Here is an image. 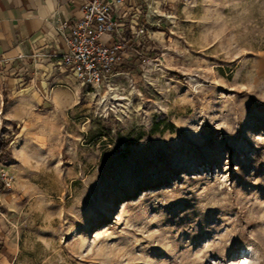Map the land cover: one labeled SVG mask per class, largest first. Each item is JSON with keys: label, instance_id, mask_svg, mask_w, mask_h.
<instances>
[{"label": "rangeland", "instance_id": "1", "mask_svg": "<svg viewBox=\"0 0 264 264\" xmlns=\"http://www.w3.org/2000/svg\"><path fill=\"white\" fill-rule=\"evenodd\" d=\"M129 2L110 84L0 68V264H264V0Z\"/></svg>", "mask_w": 264, "mask_h": 264}, {"label": "built area", "instance_id": "2", "mask_svg": "<svg viewBox=\"0 0 264 264\" xmlns=\"http://www.w3.org/2000/svg\"><path fill=\"white\" fill-rule=\"evenodd\" d=\"M127 3L128 0H89L81 8L80 20L61 25L68 49L54 57L81 86L95 89L110 84L120 75L129 55L138 53L141 31H137V22L127 21L133 9ZM104 37L109 41L103 42ZM15 181L13 171L0 162V212Z\"/></svg>", "mask_w": 264, "mask_h": 264}, {"label": "crops", "instance_id": "3", "mask_svg": "<svg viewBox=\"0 0 264 264\" xmlns=\"http://www.w3.org/2000/svg\"><path fill=\"white\" fill-rule=\"evenodd\" d=\"M88 1L0 0V68L10 76H27L33 83L26 90L44 101L50 95V75L65 71L54 57L68 49L61 25L80 20Z\"/></svg>", "mask_w": 264, "mask_h": 264}, {"label": "trees", "instance_id": "4", "mask_svg": "<svg viewBox=\"0 0 264 264\" xmlns=\"http://www.w3.org/2000/svg\"><path fill=\"white\" fill-rule=\"evenodd\" d=\"M9 143L1 142L0 144V156H3L6 153Z\"/></svg>", "mask_w": 264, "mask_h": 264}, {"label": "bare ground", "instance_id": "5", "mask_svg": "<svg viewBox=\"0 0 264 264\" xmlns=\"http://www.w3.org/2000/svg\"><path fill=\"white\" fill-rule=\"evenodd\" d=\"M240 262L237 264H249L248 258L246 257L245 253L242 255V257L240 258Z\"/></svg>", "mask_w": 264, "mask_h": 264}]
</instances>
